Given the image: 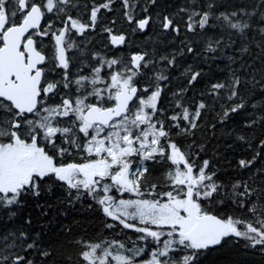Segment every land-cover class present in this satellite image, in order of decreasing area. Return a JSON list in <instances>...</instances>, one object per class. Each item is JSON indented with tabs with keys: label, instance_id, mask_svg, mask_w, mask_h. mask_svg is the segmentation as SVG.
Listing matches in <instances>:
<instances>
[{
	"label": "snow or ice",
	"instance_id": "snow-or-ice-1",
	"mask_svg": "<svg viewBox=\"0 0 264 264\" xmlns=\"http://www.w3.org/2000/svg\"><path fill=\"white\" fill-rule=\"evenodd\" d=\"M220 7L0 0V264L264 257V27L257 69L254 12ZM77 204L106 234L66 245L42 221Z\"/></svg>",
	"mask_w": 264,
	"mask_h": 264
},
{
	"label": "trees",
	"instance_id": "trees-1",
	"mask_svg": "<svg viewBox=\"0 0 264 264\" xmlns=\"http://www.w3.org/2000/svg\"><path fill=\"white\" fill-rule=\"evenodd\" d=\"M163 2L165 4L171 5L169 10L174 11L177 8L184 6L187 3V0H163ZM219 3L221 5V11L225 9L231 10L234 8H245L248 11L254 12L252 17H244V19H248L251 24V28L248 30V46L251 50V56H246L245 61L249 64H252L254 68L258 69L261 63L260 59L257 58L253 60L252 57H256L260 52V48H258L256 45L262 41V35L259 29L264 27V20H261V12H264V3H261V0H219ZM117 7H119V5H117ZM116 15L117 18H119V12H117ZM117 26L119 27V22ZM97 47H99V45H97ZM230 55H233V52L226 49L225 53L220 59L212 62L210 66H204L205 72L208 73V78H222L224 76L225 72L222 70L225 69V65L228 63L227 56ZM190 61L191 58L189 57V62ZM217 65H219V67H217ZM233 67H236V65H233ZM255 98L259 99V95H257ZM63 211H67L74 216L72 221L63 225L70 226L72 231L58 237V239L64 242L66 245L68 241H71L80 235H83L86 238L95 239L98 235L104 233V229L101 228L98 220L94 218V214L87 211L86 208L81 207L79 204H77L75 208L67 206L50 208L48 210V216L58 215ZM68 250L73 253V259H75V249L69 247ZM229 259L239 261L240 264H264V257L253 251L244 252L243 250H233L229 255Z\"/></svg>",
	"mask_w": 264,
	"mask_h": 264
},
{
	"label": "rangeland",
	"instance_id": "rangeland-1",
	"mask_svg": "<svg viewBox=\"0 0 264 264\" xmlns=\"http://www.w3.org/2000/svg\"><path fill=\"white\" fill-rule=\"evenodd\" d=\"M73 218L74 216L71 215L69 212L63 211L58 215L48 216L46 219H44L43 223L47 224L53 232H58L61 226L72 221ZM49 221H51V224H49Z\"/></svg>",
	"mask_w": 264,
	"mask_h": 264
}]
</instances>
